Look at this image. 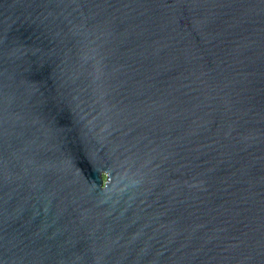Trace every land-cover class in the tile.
<instances>
[{
	"label": "water",
	"instance_id": "95a60500",
	"mask_svg": "<svg viewBox=\"0 0 264 264\" xmlns=\"http://www.w3.org/2000/svg\"><path fill=\"white\" fill-rule=\"evenodd\" d=\"M0 264H264V0H0Z\"/></svg>",
	"mask_w": 264,
	"mask_h": 264
}]
</instances>
